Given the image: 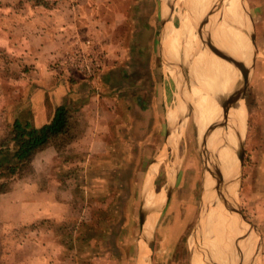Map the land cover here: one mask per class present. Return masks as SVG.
Masks as SVG:
<instances>
[{
	"label": "rangeland",
	"instance_id": "374dc122",
	"mask_svg": "<svg viewBox=\"0 0 264 264\" xmlns=\"http://www.w3.org/2000/svg\"><path fill=\"white\" fill-rule=\"evenodd\" d=\"M160 1L0 0V139L16 119L31 123L39 116V108L49 101L40 91L48 84L45 76H55L65 68L73 75L74 69L62 60L76 45L90 40L89 47L79 48L106 59L118 57L122 50L129 58H148L156 36L150 23H156L158 33L162 27L160 15L157 17ZM226 1L217 0V12L210 23L219 19ZM247 3L253 15L248 29L255 30L263 51L264 0ZM178 4L187 7L184 0H177ZM60 33L70 41L74 35L76 44H70L61 58L56 44ZM262 51H257L249 77L250 127L243 141L242 177L236 192V207L260 233L254 264H264ZM75 73L83 75L78 70ZM72 107L77 117L74 140L61 150L51 145L48 151L37 153L22 173L8 176L0 171V185H5L0 191V264H193L195 256L203 264H216L207 253L213 248L204 241L206 232L202 235L198 229L192 238L207 173L193 126L183 131L177 147L162 150V121L153 135L152 128H137L139 141L131 132L125 136L126 130L120 127L123 120L114 117L118 140L95 149L96 145L93 148L92 143L79 140L85 131V117L78 107ZM131 138L133 142L127 145L125 140ZM191 156L196 159L189 160ZM151 163H170L173 182L167 183L165 167L148 180ZM146 186L155 195L167 193L163 204L153 208V200L146 199Z\"/></svg>",
	"mask_w": 264,
	"mask_h": 264
},
{
	"label": "crops",
	"instance_id": "0c3cea01",
	"mask_svg": "<svg viewBox=\"0 0 264 264\" xmlns=\"http://www.w3.org/2000/svg\"><path fill=\"white\" fill-rule=\"evenodd\" d=\"M184 1L187 7L183 8L179 7V4L178 6L176 5L177 0L160 1L161 8L159 13L157 12V17L160 15L162 27L158 33L156 23L154 24L152 21L150 23V28H155L156 36L155 40L153 39L151 42L148 58H141L138 56H132L129 58L126 56L127 51L122 50L118 57L109 55V59H106L104 56L102 58L103 67L93 77H87L84 74L80 75L79 73H75L77 72V69L71 66H69V69L71 68V70L74 69L75 71H72L73 75L71 76L68 74L69 72L67 68H65V70H59V72H56L55 76L52 75L53 73L49 74V76H45L44 79L48 80L46 82L48 84L47 86L41 87L40 91L46 95L49 101L41 105L39 108L41 113L39 116H34L31 123L37 127L42 126L50 122L54 116L55 110L60 105L69 104L74 107H78L80 113H83L85 117V131H83L84 133L81 135L82 137L79 140L81 143H92L93 148V145H96L95 149L98 145L106 148L110 145V143L118 140L113 129L117 124L116 122L119 120H123L120 127L126 130L124 132L125 136L126 133L130 134L131 132L139 141L141 140L138 138V135L135 134L137 132V128H139V130L142 128H148L151 130L152 128L150 135H153L155 134V128L158 127L160 121H162L164 131L163 140L161 141L163 142L162 150L167 148L171 150L173 146L177 147V143H180L181 139H183L181 138L183 131L185 132V130H187V128L191 125L194 128L195 135L200 138V143L203 142V134H205L207 129L213 125H208L206 127L201 125V113L206 110L203 106L204 104L202 100L204 98V92L208 90H204L202 87L203 85H200L201 83L199 84L198 76H200V74L204 71V66L207 65L205 63L209 62V60L206 61L207 57L201 58V55L206 54L205 52L208 51L207 56L211 57V60H213L210 81L212 83L216 60L220 63L221 69L223 67L219 60L220 57L216 56L215 52L209 48L210 45H215L225 52H232L233 57L235 56V52H237L238 55L240 54L239 56L241 58V62L244 63V66L246 64L245 68L247 66L249 67V76L251 75V69L253 68V61H255L257 51L261 52L263 47L259 44V42L257 43L255 30L254 32H249L250 29H248V20L251 23L253 22L252 14L251 18L248 16L246 11L244 13V18L240 13L233 15L232 17H237L238 15V22L235 20L233 21L229 15H226V18L223 19L225 9L231 0H220V3H224V1H226L227 6L225 8L222 7L220 17L215 23H210L211 19L209 21L204 20L209 19V16L212 18L213 15H211V12H213L215 8H218L216 7L217 0H210L207 3L209 5L206 4V1L202 5V1L200 0V4L199 2L198 4L201 10L197 11L196 6L191 5V0ZM193 1L195 2V0ZM240 2L243 5L241 0ZM186 8H188L189 11H187ZM183 15H188L186 18L188 22L181 21V17ZM185 22L187 24L190 23L188 27H184L187 26ZM207 26L210 27V30ZM230 26L239 30L237 33L239 38V40L238 38L237 40L239 44L243 38H247L248 40V42L246 41L242 44L243 46H240V49L239 45H237V40L235 43L236 45L234 42H230L233 39L229 30ZM62 27L65 26L63 25ZM74 28L76 29L73 24V29ZM190 33H192V35H197L199 42L201 43L197 45V39L194 41V46L198 47H194L193 49V54H196L195 56L197 57L196 60H193L191 54H189L188 35ZM220 34L221 36L225 35L227 37L225 43L220 40ZM253 34L254 42L251 38V35ZM65 35L66 34L64 33H60V38L56 41V44L59 47L57 54V57L59 58L66 54L70 44H72L71 46L76 45L73 44V42H75L74 35L71 41L66 38ZM215 36H217V38H215ZM157 39H159V41ZM250 40L253 42L254 46ZM85 45L86 44L83 42L82 46H76L77 48H84ZM256 47H258V50ZM240 51L243 52L240 53ZM262 52L264 55V50ZM246 53L250 55L247 57ZM197 54L199 55L197 56ZM225 62L227 61H224V65L227 63L229 64L225 66L228 69V72L226 73L227 80L231 81V83L235 85V89L239 91V77L241 76V71L236 67H233L234 65H231V62ZM62 66L64 65L62 64ZM65 66L68 67L66 64ZM137 66L141 67L138 71L135 68ZM222 73H224L223 70H221V77L219 76L220 78H218L219 80L217 86L223 85L222 87L228 88L229 83H227L228 85L226 86ZM230 75H232V77H230ZM212 91L216 92L212 95L217 98L218 102L219 100L221 101L222 99L220 98H222V96L219 93L221 91L218 90L217 87ZM234 106L243 108L244 119L247 122V128H249V107L246 97L245 99L234 102ZM202 107L205 110L202 109ZM140 114L142 116H140ZM114 117H119V119H113ZM234 121L235 125L233 127L236 128L238 127L237 120ZM125 141L123 142L127 145L133 142L132 138L130 141L127 139ZM51 148L52 146L50 145L40 151V153H44ZM153 157H155V155ZM191 159L196 158L191 156L189 160ZM170 162L172 163V161ZM149 167L150 170L148 173V180L152 181V178L156 174H160L161 171H163V167H165L167 169L165 171L168 175L167 183L168 181L173 182L171 180H173L172 178L174 176V172L169 170V168H171L170 163H162L160 165L151 163ZM162 184L164 186L166 183ZM145 189L146 199L149 201L148 189H151L149 186H146ZM203 221L204 220L201 219V222L199 223V231L202 232V235L204 231L206 232L205 226H203ZM248 224L250 225V223ZM242 233L243 231L239 232L233 238H225L226 243L222 248L220 255V257H222L220 259L221 261H215L216 264H252L255 262L254 259L256 255L253 252L255 247L254 237L252 238V235H249L248 237L242 239L238 245L235 242L236 239L245 235V233ZM229 254H231V256H229ZM210 258L213 259L211 256ZM243 258L249 260L246 261L244 259V262ZM198 260L199 257L195 256L193 264H198Z\"/></svg>",
	"mask_w": 264,
	"mask_h": 264
},
{
	"label": "bare ground",
	"instance_id": "6f19581e",
	"mask_svg": "<svg viewBox=\"0 0 264 264\" xmlns=\"http://www.w3.org/2000/svg\"><path fill=\"white\" fill-rule=\"evenodd\" d=\"M201 1H202V5H203V3H205V1L207 4L210 0H201ZM239 2H240V0H231V2L228 4L227 8L225 9L223 19L226 18L225 17L226 15H229V17H231V19L233 21L235 20L236 22H238L237 21L238 15H237V17H235V16L232 17L233 15H235L237 13H240L243 16V18L245 17V15L243 13V9L241 7V4ZM194 4H195L194 6H196V11L201 10L197 0H195ZM207 5H209V4H207ZM238 6H239V8L237 10ZM216 12H217V8H215L213 10V12H211V15L215 16ZM187 16L188 15H183L181 17V21H183V22L187 21L188 22V20L186 19ZM209 17H208L209 19H206L204 21H207V20L209 21L211 19V16H209ZM189 24L190 23H188L187 26H184V27H188ZM219 30H220V27H219ZM229 30H230L231 36H233V39L230 42H234V44H235L236 40L238 38L237 33L239 32V30L235 29L232 26H230ZM219 37L223 43L226 42L227 37L225 35L221 36V34H220ZM188 38H189V45H188L189 47L188 46L187 47L190 50L189 54H191V57L193 58V60H196L197 57L195 56L196 54L195 55L193 54V49H194V47L195 48H198V47L194 46L195 45L194 41H196V39H197V42H196L197 45H199L201 43L199 42V39H198L197 35H195V34L192 35V33H190L188 35ZM241 38H242V36H241ZM238 40H239V38H238ZM238 40H237V42H238ZM241 40L242 41H240V44H239V42L237 43V45H239V49L241 48L240 46L242 44H244L246 41L248 42L247 38H243ZM187 42H188V40H187ZM231 44H233V43H231ZM252 44H253V42H252ZM204 45H205V43H204ZM253 46H254V44H253ZM245 50H246V47H245ZM249 50H247V51H249ZM207 52L208 51L205 52L206 54H202L201 58L207 57L206 61L209 60V62L205 63L207 65L204 66V71L200 74V76H198L199 84L201 83L200 85H203L202 87L204 88V90H208V91L204 92V98L202 100L203 104H204L203 106H204V108H206V110L202 107V109H204L205 112L201 113L202 114L201 115V120H202L201 125L204 127H206L208 125H210V126L213 125V126L218 127L210 135L209 140H208V146L211 148V150H213L212 148H214L216 150L217 155H218V159H220V162H219L220 165H218V161L216 160L215 156L209 155V153L206 151L203 142L200 143V149H201L204 157L206 158L208 168L210 167V168L214 169L215 165L220 166L222 168L221 172L223 173L225 180L227 182L228 181L231 182L229 188L233 189V191L235 190V192H236L237 188L239 187V185L241 183V177H242V167H243V164H242V144H243V141H244L246 134H247V122L244 119L243 108L234 106V98H235L237 90L235 89V85H233V83H231V81L227 80V74L226 73L228 72V69L225 66L228 63L225 62L227 64L224 65L225 60L222 57V53L221 54L215 53L216 56L221 58V59L219 58V60L222 64L223 68L221 69L220 63L216 60V64H215V68H214V72H213V82L211 83L210 81H211L213 60H211L212 59L211 57L207 56ZM241 52H243V51H240V53ZM255 53H256V51H255ZM198 55L199 54H197V56ZM239 55L237 52H235L234 58H235V61L237 62V65L239 67L237 68V66L234 63H231V65H234L233 67H236L239 70H240V66H241L242 69L246 72V74H248L249 67L247 66L245 68L246 64L244 66V63L241 62V58ZM248 55H250V54H247V57H248ZM188 56H190V55H188ZM228 68H230V67H228ZM221 70L224 71V73H222L223 74L222 77H223L224 81L226 82V86L228 85L227 83H229V87L228 88L226 87L227 89L222 87L223 85L217 86L218 80H219L218 78L221 77V75H220ZM248 76H249V74H248ZM230 77H232V75H230ZM216 87L218 90L221 91L219 93L222 96V98H220V97L219 98L222 100L221 101L219 100V102H218L217 98H215V96L212 95V94L216 93L215 91H212L213 89H216ZM222 90H223V92H222ZM200 92H201V90H200ZM193 97H195V96H193ZM234 120H237L238 127H236V128L232 127L235 125ZM200 129L202 130L201 127H200ZM231 130L233 133L231 132ZM215 161H217V163H215ZM204 183H205V186L207 188H209L212 184H214L213 175L211 176V174H209V173L206 174L205 179H204ZM221 192H224V196L229 201L228 202L229 207H231V208L236 207L237 202L235 201V199H233L231 197L230 192L227 191V189L225 187L221 188ZM215 193H216L215 191L214 192L212 191L210 193V196H209L210 198H208L211 202V205L212 204L213 205L210 206L208 212L206 213V215L203 218V220H204L203 226H205V230H206V236H205L206 238L204 241H206L205 243L208 246H209V243H211L212 244L211 246L213 248L211 250L212 252L209 251V249H208L207 253H209V255L211 257H213V260L218 262V260H220L222 258V257H220V255H221V250L225 246V243H226L225 238L226 239L233 238L236 234L243 231V233H245V235H243V236H241L235 240L236 244L238 245L239 242L242 241V239L248 237L249 235H252V238L254 237L255 241L256 240L259 241L260 240V233L254 225H252V224L249 225L247 222H245V220L241 219L239 214L234 213L231 210L227 209L221 201L222 200L221 196L216 195ZM148 196H149V201L151 199L153 200L152 201L153 208L160 206L161 203L163 204L164 200L166 199L165 192L161 193L159 195H155L149 189H148ZM151 217L152 216H150V218ZM143 223H144V219H143ZM221 230H223L224 233H223V231L221 232ZM205 243H204V245H205ZM208 246H207V248H208ZM255 248H256V246L254 247L253 252L256 255L257 250H255ZM240 250H242V249H240ZM226 254H228V253H226ZM229 256H231V254H229ZM210 259H212V258H210ZM244 259L245 258H243V261L245 262L246 259L245 260ZM250 259H252V258H250ZM247 260H249V259H247ZM223 261H224V259H223ZM241 261H242V259H241ZM147 262H149V261H146L144 264H146ZM230 263H231V261H230ZM198 264H203V263H201L200 259L198 260ZM252 264H254V263H252Z\"/></svg>",
	"mask_w": 264,
	"mask_h": 264
},
{
	"label": "trees",
	"instance_id": "16d2710c",
	"mask_svg": "<svg viewBox=\"0 0 264 264\" xmlns=\"http://www.w3.org/2000/svg\"><path fill=\"white\" fill-rule=\"evenodd\" d=\"M73 112L71 105H60L50 122L39 127L16 119L11 130L0 139L1 174L13 176L22 173L26 167L31 166L40 151L50 145L61 150L65 144L74 140L76 132L73 130L77 117ZM4 186L0 185V191Z\"/></svg>",
	"mask_w": 264,
	"mask_h": 264
},
{
	"label": "water",
	"instance_id": "95a60500",
	"mask_svg": "<svg viewBox=\"0 0 264 264\" xmlns=\"http://www.w3.org/2000/svg\"><path fill=\"white\" fill-rule=\"evenodd\" d=\"M220 1V0H219ZM244 8L246 10V13L248 14V16L251 18V13L249 10V5L247 3V0H241ZM220 3V2H219ZM251 38L253 39L254 42V34L251 35ZM210 48L216 53V54H221L222 53V57L225 59V61L227 62H231L234 63L237 68L239 67L237 65V62L235 61V58L232 56V52H225L223 50H221L220 48H218L215 45H211ZM240 71H241V76L239 77V83H240V89L239 91H237L235 98H234V102L236 101H240L242 99H245L246 97V92H247V87H248V83H249V76L248 74H246V72L242 69V67L240 66ZM233 127V126H232ZM214 126H211L207 129V131L205 132V134H203V142H204V146L206 151L209 153V155H214L216 160L218 161V165L220 162V159H218V155L217 152L214 148H212L213 150H211V148L208 146V140L210 135L212 134V132L215 130ZM217 161H215V163H217ZM244 162V145L242 144V164ZM212 165V164H211ZM216 166V167H215ZM214 169L213 168H208L207 165V161H206V174H211V176L213 175L214 178V184H212L209 188H207L205 186V183H203V194H202V210L200 212V216L196 225V228L193 231V237L192 238H196L197 236V230L199 229V223L201 222V219L204 218V216L206 215L208 209L210 208L211 202L208 198H210V193L213 191H215L216 195L221 196V201L223 203V205L227 208L230 209L231 211L236 212L237 214H239V216L241 217V219L245 220V222H249L245 216L241 213L240 209H238V207H234L231 208L229 207V201L227 200V198L224 196V192H221V188L225 187L227 189V191L230 192V195L233 199H235L236 202L237 201V196H236V192L235 190L233 191V189H230V184L231 182H227L223 176L222 168L220 166L215 165ZM229 199V198H228ZM231 199V198H230ZM251 225V224H250ZM198 248L201 250V247L198 246ZM200 254V253H199ZM201 255V254H200ZM209 264V262H208Z\"/></svg>",
	"mask_w": 264,
	"mask_h": 264
},
{
	"label": "built area",
	"instance_id": "2783aa9c",
	"mask_svg": "<svg viewBox=\"0 0 264 264\" xmlns=\"http://www.w3.org/2000/svg\"><path fill=\"white\" fill-rule=\"evenodd\" d=\"M91 44L90 40L86 41V47ZM87 77L95 76L103 67L102 58L98 55L92 54L89 50L75 48L66 60L63 61Z\"/></svg>",
	"mask_w": 264,
	"mask_h": 264
}]
</instances>
